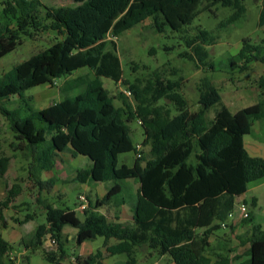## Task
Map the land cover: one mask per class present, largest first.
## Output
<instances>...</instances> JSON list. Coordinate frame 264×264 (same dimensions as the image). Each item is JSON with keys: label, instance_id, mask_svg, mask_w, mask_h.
Returning a JSON list of instances; mask_svg holds the SVG:
<instances>
[{"label": "trees", "instance_id": "16d2710c", "mask_svg": "<svg viewBox=\"0 0 264 264\" xmlns=\"http://www.w3.org/2000/svg\"><path fill=\"white\" fill-rule=\"evenodd\" d=\"M69 1L73 6L53 8L42 6L38 0H0V58L21 45L22 36L33 38L51 30L63 38L4 74L0 78V98L22 96L26 90L46 84L53 88L56 80L81 68H87L92 76L66 80L63 92H78L40 111L32 110L21 118L16 110L0 107V114L23 144L17 148L30 152L33 163L29 174L41 190L53 184L50 178L41 180V173L51 172L55 159L65 153L91 161L88 169L75 172L72 182L110 181L113 185L102 199L87 204L82 220L70 208L37 199L45 220L35 229L32 251L42 249L50 264H65L62 231L69 226L76 230L78 246L97 237L103 239V252L85 259L76 257L70 264H99L105 257L120 254L125 255V264H137L134 253L142 248L168 256L173 264H231L230 246L217 254L209 238L227 222L235 198L243 196L250 183L264 177V159L249 156L243 141L250 135L253 122L264 119V98L235 113L222 105L209 120V109L221 101L210 79L200 80L198 108L190 111L179 82L157 72L143 88L138 79L132 84L124 80L115 40L149 17L158 30L161 23L174 32L181 31L201 13L213 14L216 5L233 9L228 20L233 22L244 15V0ZM258 27H264V0ZM184 41L189 52L182 57L212 68L206 60L207 47L216 42L214 35L198 30ZM261 43L264 45V40ZM262 49L244 39L239 52L229 59L228 68L236 62L242 63L241 71H246L251 62L264 65ZM101 78L128 85L135 100L134 110L125 101L115 107ZM256 85L264 92V74ZM120 95L127 98L122 92ZM160 100L164 104L158 105ZM135 119L143 132V140L137 145L129 128ZM129 153L135 155L133 165L120 164V156ZM8 163V158H0V177L5 175ZM127 180L138 183L132 223L122 224L117 218L109 222L98 209L121 196L119 182ZM14 197L15 192H6L0 202V216L1 209L7 208ZM250 205L256 207L254 201ZM243 222L250 226L249 258L240 264H264V230L254 223L249 211ZM48 234L56 250L44 247ZM11 249L0 234V260Z\"/></svg>", "mask_w": 264, "mask_h": 264}, {"label": "rangeland", "instance_id": "374dc122", "mask_svg": "<svg viewBox=\"0 0 264 264\" xmlns=\"http://www.w3.org/2000/svg\"><path fill=\"white\" fill-rule=\"evenodd\" d=\"M30 1V0H26ZM42 6L46 7H71L73 4L69 0H38ZM244 15L236 21L229 22V18L234 11L228 7L216 5L213 14L209 12L201 13L191 24L182 28L181 31L174 32L167 24H161V30L155 27L154 19L149 17L144 21L134 25L128 30L122 32L115 40L117 44V55L120 59L122 78L132 84L135 79L139 80L140 87L146 86V81L152 79L153 73L157 72L163 78L179 82L180 93L187 100L190 111L197 110L198 87L200 80L207 77L212 81L218 90L221 101L208 111V119H212L214 113L223 105L231 113L239 109L248 107L257 103L264 98V92L259 90L256 80L264 74V65L259 62H251L246 71H241L242 63L228 68L230 58H233L240 50L241 43L248 39L251 46H262L264 40V27H258L259 13L261 10L262 0H244ZM42 9V8H41ZM0 11L2 5L0 4ZM160 22L163 20L160 17ZM198 30H206L216 37L214 45L207 47L209 51V65L203 67L196 65L195 61L188 60L181 55L189 52L185 45V37H193ZM37 33V32H36ZM110 39V35L107 37ZM63 38L56 32L48 30L46 32L34 34L33 38L22 36V44L15 50L0 58V78L10 72L13 67L30 58L32 55L43 51ZM80 76L92 77L87 68H81L70 75L64 76L55 81L53 88L50 85H41L26 90L22 96L13 95L0 98V107L7 110H16L19 117L23 118L31 111H40L53 103H58L66 97L73 96L78 91L63 92L62 88L66 80H73ZM103 87L113 98L115 107L123 106L125 101L135 108L133 95L120 98V93L128 85L119 83L118 85L110 79L101 78ZM164 104L159 101L158 105ZM130 137L134 145L140 144L143 140L142 128L138 121L132 120L129 123ZM249 138V144L246 142ZM245 149L251 156L252 144L257 142L264 144V119L256 120L250 129V135L244 138ZM22 144L16 140L15 134L10 130L8 121L0 114V158H8V168L3 177H0V192H15L13 201L7 208L1 209L0 233L8 241V234H11V227L14 221L22 223L28 221V218L34 217L33 222L20 228L21 232L28 233L31 227H37L44 222L42 206L37 199L55 204L59 207H67L76 212L77 217L82 220L83 215L76 206L78 192H106L112 187L113 182L88 183L87 189L83 190L80 183L72 182L75 172L81 169H88L91 161L84 156L75 155L74 158L68 154H61L57 157L51 172L41 173V180H53L51 187H40L35 184L34 179L29 174L30 166L33 163L30 152L25 149L17 148ZM23 147V144L21 145ZM46 147V146H44ZM254 148V147H253ZM144 156L148 154V148H143ZM264 158V145L258 154H252ZM135 155L120 158L121 163L131 165ZM263 182H261L262 184ZM122 186L123 194L131 198L138 189V183L135 180L119 182ZM253 195L258 198L257 206L251 207V193L246 195L248 202V211L254 217V223L259 224L264 230V185H260L255 191L251 190ZM61 194V195H60ZM100 196V194H98ZM121 196L114 197L119 200ZM241 214V213H240ZM8 222L9 228L5 225ZM5 223V225H4ZM18 230V229H17ZM74 229L66 226L64 228L65 242L63 251L65 254L64 263L74 262L76 257L82 253L88 246L91 247L92 253L97 251L103 252V239L97 237L89 242L88 245L78 246L74 239ZM68 233L70 234L68 236ZM30 237V235H27ZM68 236V238H67ZM240 239V238H239ZM50 240V239H49ZM27 241V240H24ZM114 241H111L113 243ZM27 254L21 256L18 249L22 246H12L16 251V264H50L42 255V249L32 251L30 243ZM54 245H45L47 251H52ZM233 250V247L230 246ZM149 252V253H148ZM13 255V256H14ZM137 264H166V259H160V256L147 248L137 249L134 253ZM126 257L123 254L110 256L102 259L99 264H125Z\"/></svg>", "mask_w": 264, "mask_h": 264}, {"label": "crops", "instance_id": "0c3cea01", "mask_svg": "<svg viewBox=\"0 0 264 264\" xmlns=\"http://www.w3.org/2000/svg\"><path fill=\"white\" fill-rule=\"evenodd\" d=\"M243 141H245V140L243 139ZM246 142L249 144V138ZM251 144H252L251 149H253L251 151V157H257V156H252V154H258L259 150L262 148V145H264V144L263 143L258 144L257 142H251ZM244 147H245V142H244ZM130 155H132V153L122 155V156H120V158L128 157ZM248 155H249V153H248ZM120 158H119V161H120ZM257 158H260V157H257ZM133 162H134V160H133ZM119 163L122 164L121 162H119ZM123 164H125V163H123ZM126 165L131 167L133 165V163L131 165H128V164H126ZM261 182H263V183L261 184ZM88 183H90V182L82 184L83 190H86L88 188L87 187ZM260 185H264V177L261 178L260 180H257L255 182L250 183L248 185L246 193L243 196L235 198V207H234L231 215L228 217L227 222L225 224H223L221 226V228L217 232H215L214 235H212L209 238L210 246L215 248L217 254L220 253L221 250L223 249V247L226 245L233 247V250L231 251V253L229 255V258L231 260V264H240L249 258L248 254H247V251L249 249V243H248L247 239L249 238L250 226H249V224L248 225L244 224L243 218L239 212L238 206L240 204L244 203L247 207H249L247 199H246V195H249V193H251V197H250L251 202L254 201L256 206H257L258 198L256 197V195L252 194L253 192H249V191H251V190L255 191L256 189H258L260 187ZM105 193L106 192H99V193H97V192H78L77 197H76V199H77L76 206H77V208L79 206V201H78L79 195L85 196V198L87 199V204H88L89 202L93 203L96 200L102 199L104 197ZM121 193L123 194V192H121ZM134 193L135 194L132 197L136 198L138 193L137 192H134ZM98 194H100V196ZM5 197H6V192H0V202L3 201L5 199ZM134 200L135 199L131 198V196L129 197V199L127 196H125V197L121 196L119 200H115L113 198L109 203H107L106 205L99 208L98 211L101 214L105 215L109 222L114 221V218H117L119 223L130 224V223H132V220H133V218H132V206H133ZM47 203H49V202H47ZM80 212L82 213V211H80ZM42 214L44 216L43 209H42ZM33 218L34 217H31V218L29 217L28 221H22V223H18L16 221H14L15 222L14 225L17 227L18 230L14 229L13 226L11 227L12 231H11V234H8V239H9L8 241L0 233L2 238L5 241H7L11 245V247L13 245L14 246H16V245L22 246V249H18V252L21 256H24L27 254L26 248L28 246L26 244L30 243V245H31L34 243V241H35V238H34L35 229L37 227L32 226L31 230L28 233L21 232L20 228L23 227L24 225L31 224L34 221ZM44 220H45V217H44ZM5 226H6L5 227L6 229L9 228L8 222L6 223ZM64 228L62 231L63 235L66 234L64 232ZM73 234H74V239H75L76 230L74 231ZM27 235H30V237H28ZM69 235L70 234L68 233V236ZM68 236H67V238H68ZM49 239H50V237L46 236V240L44 242V245H50ZM24 240H27V241H24ZM89 242H91V241H86L81 246L88 245ZM52 248H53V250H56L54 247H52ZM15 251L16 250L13 249V247H12L11 251L5 257H3V259L0 260V264H16V257L14 255ZM92 254H93L92 249H91V247L88 246V248L84 249L82 251V253H80V255H78L77 257H79L81 259H85ZM160 259L161 260L166 259V261H167L166 264H173L168 256H160ZM211 259H212V261H214L215 255L212 256Z\"/></svg>", "mask_w": 264, "mask_h": 264}, {"label": "built area", "instance_id": "2783aa9c", "mask_svg": "<svg viewBox=\"0 0 264 264\" xmlns=\"http://www.w3.org/2000/svg\"><path fill=\"white\" fill-rule=\"evenodd\" d=\"M123 94H125L126 96H131V92L129 91V89H124L122 91ZM78 201H79V206L78 209L80 211H83L86 207H87V199L85 198V196L83 195H79L78 197ZM239 212L241 213V216L243 219H245L248 216V208L246 207V205L244 203L240 204L238 206ZM231 215V214H230ZM229 215V216H230ZM50 245L53 244V242L50 240ZM54 245V244H53Z\"/></svg>", "mask_w": 264, "mask_h": 264}, {"label": "water", "instance_id": "95a60500", "mask_svg": "<svg viewBox=\"0 0 264 264\" xmlns=\"http://www.w3.org/2000/svg\"><path fill=\"white\" fill-rule=\"evenodd\" d=\"M47 236H48V237H50V235H49V234H48ZM49 242H50V241H49ZM50 244H51V243H50ZM54 248L56 249V248H57V246H55V245H54Z\"/></svg>", "mask_w": 264, "mask_h": 264}]
</instances>
